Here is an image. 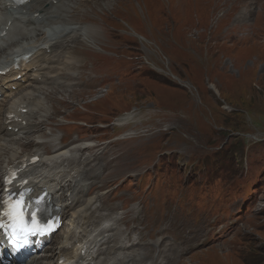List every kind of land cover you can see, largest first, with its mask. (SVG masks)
Wrapping results in <instances>:
<instances>
[{"label": "rangeland", "instance_id": "obj_1", "mask_svg": "<svg viewBox=\"0 0 264 264\" xmlns=\"http://www.w3.org/2000/svg\"><path fill=\"white\" fill-rule=\"evenodd\" d=\"M112 4V33L93 41L99 71L83 77L109 86L73 89L58 114L64 121L56 119L64 124L69 113L81 140L93 143L131 131L113 140L122 157L133 155L126 162L139 166L123 191L208 224L206 244L196 227L191 257L173 264H264V0ZM76 18L80 27L96 26L92 17ZM74 48L69 59L77 57ZM70 221L71 214L63 217L42 253L63 239Z\"/></svg>", "mask_w": 264, "mask_h": 264}, {"label": "bare ground", "instance_id": "obj_2", "mask_svg": "<svg viewBox=\"0 0 264 264\" xmlns=\"http://www.w3.org/2000/svg\"><path fill=\"white\" fill-rule=\"evenodd\" d=\"M113 10L112 0H31L24 6L0 0V91L5 97L0 99V212L4 177L15 168L25 186L47 193L61 218L71 214L61 241L13 264H59L61 259L70 264H173L191 257L186 255L193 249L194 230L203 228L202 246L212 233L205 221L193 222L175 207L146 205L142 197L123 191L122 183L139 166L133 169L126 162L133 155L122 157L113 140L131 133L130 127L121 137L93 143L85 136L81 140L69 113L62 124L63 106L73 89L91 92L109 86L106 79L83 77L99 71L93 41L100 39L99 33L102 38L112 33L107 22ZM78 16L86 21L92 17L96 26H78ZM69 18L73 22L64 23ZM73 47L77 57L69 59ZM14 87L19 90L8 94ZM54 109L55 118L50 116ZM27 146L32 148H22ZM116 166L124 169L115 171Z\"/></svg>", "mask_w": 264, "mask_h": 264}, {"label": "snow or ice", "instance_id": "obj_3", "mask_svg": "<svg viewBox=\"0 0 264 264\" xmlns=\"http://www.w3.org/2000/svg\"><path fill=\"white\" fill-rule=\"evenodd\" d=\"M17 4L24 3L25 0H15ZM24 204L23 202H16L10 206L9 212L6 215L12 221L11 225V235L15 241H17V247L27 242L29 235L43 234V229L38 227L37 224V214L32 213V222L29 226L28 222L25 219V213L23 211ZM0 227H5V225L0 224Z\"/></svg>", "mask_w": 264, "mask_h": 264}]
</instances>
